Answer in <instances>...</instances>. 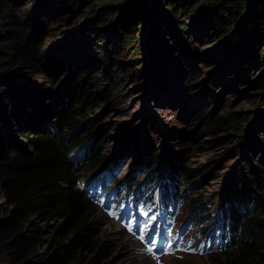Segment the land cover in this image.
Here are the masks:
<instances>
[{
    "label": "rangeland",
    "instance_id": "obj_1",
    "mask_svg": "<svg viewBox=\"0 0 264 264\" xmlns=\"http://www.w3.org/2000/svg\"><path fill=\"white\" fill-rule=\"evenodd\" d=\"M7 1L15 16L31 21L34 33L47 51L52 52L51 63L56 70L53 75H42L12 68L0 74V91L17 93L26 99V105L14 114L17 119L12 122V132H7L0 122V132L13 148L31 151L29 139L34 127L44 123L46 129L52 128L54 118L39 120L38 113L58 107L52 99L58 89L57 82L65 73L72 72L73 67L85 68L88 64L86 80L97 76L104 90L118 87L126 94L125 98L106 104L98 96V105L94 109L84 107L86 115L77 118L78 124L64 132L70 133L69 147L73 150L81 140L89 141L88 144L95 140V137L85 138V128H81V124L89 120H93L91 124L101 131L98 143L106 136L100 153L112 156L106 165L114 166L108 178L112 183L110 194L102 199L100 191L93 192L94 200L102 199V203L97 206L91 202L87 219L99 243L106 242L111 247L106 264H230L224 249L212 242L218 213L228 207L227 203H231L234 210L247 208L248 219L257 218L262 222L259 253L263 256L260 264H264V88L252 85L264 74V62L242 74L240 71V79H237L240 63L234 53L225 49L219 36L208 39L207 25H192L193 20L201 16L199 12L207 7L204 0H192L183 8L175 7L171 16L184 27L176 37L159 27L160 34L153 38L157 30L151 31V26L157 16L150 11L148 20L143 25H136L131 32L139 38L143 54L141 51L136 54L134 46L130 54L126 52L119 57L110 54L117 40L115 35L108 31L103 38L99 36L100 29L95 32L86 27L89 23L87 13L92 8L96 11L109 3L116 5V0H99L95 7L90 5L96 0H76L73 9L56 7L44 15H40L43 1L38 0L36 5L28 4L31 0ZM29 8L30 14L26 12ZM247 26L251 28L249 22ZM82 39H90L94 49L91 56L82 51ZM155 61L158 68L154 67ZM29 96L32 97L31 108L27 105L31 100ZM114 102L121 104L114 108ZM202 110L214 112L217 118H230V122L220 126L215 120H200L198 111ZM29 117L38 122H29ZM132 140L136 141L135 145H131ZM150 148L160 159L153 175L162 181L155 189L163 185L166 175L169 177V162L177 167V175L186 167L211 166V171L199 180V190L195 194V199L203 203L198 218H208L207 231L189 233L183 238V247L173 253L162 250L156 233H146L144 228H139L144 218L143 198L136 199L133 193L137 186L150 180L149 174L146 175L152 168L146 163ZM76 156L77 151L71 155L72 158ZM83 158L84 155L80 157ZM75 163L79 164L73 170L77 187L89 197L86 189L98 188V180L102 181L105 171L101 176L98 170L86 175L83 170L86 165L81 166L82 162L78 160ZM258 173L262 178L255 188L252 184ZM116 178L127 183L123 198L118 202L114 200L115 194L122 184H114ZM178 178L181 181L180 175ZM131 193L132 200L128 203ZM186 194L189 203L191 191ZM9 209L0 189V218L5 217ZM181 213L178 211V216ZM56 226L57 223L40 226L46 233L41 251H45L55 237ZM92 259L93 255L89 253L83 260L90 264Z\"/></svg>",
    "mask_w": 264,
    "mask_h": 264
},
{
    "label": "trees",
    "instance_id": "obj_2",
    "mask_svg": "<svg viewBox=\"0 0 264 264\" xmlns=\"http://www.w3.org/2000/svg\"><path fill=\"white\" fill-rule=\"evenodd\" d=\"M37 1L31 0L28 4L36 5ZM40 1H43L40 15H44L46 12L50 14V10L56 7L73 9L76 0ZM98 1L96 0L90 6L95 7ZM191 1L116 0V5L109 3L96 11L92 8V11L87 13L89 23L86 27L95 32L100 29L99 36L103 38L106 37L108 31L117 37L111 48V55L119 57L127 54L126 52L130 54L134 46L136 54H139L143 49L139 46L141 42L135 36V32L131 33L134 27L143 25L148 20L150 11H153L157 20L154 24L152 23L151 31H158L160 27L162 31L165 30L176 37L184 27L180 26V22L173 20L171 14L176 6L180 5L183 8L184 4ZM204 2L207 7L199 12L201 16L194 19L192 25L197 26L202 23L207 25V30L204 32L208 39L219 36L218 40L225 46V49L234 53L240 63L236 73L239 80L240 71L242 74L245 70H250L264 62V0H204ZM29 9L26 12L30 14L31 8ZM247 22L250 23L251 28L247 26ZM34 29L28 18L14 15L7 0H0V74L12 68L19 72L54 74L56 70L51 63L54 59L53 54L47 51L44 43H41L40 38L34 33ZM157 31L153 38L161 32ZM81 41H83L82 51L90 55L94 50L90 39ZM167 55L170 57L171 53ZM154 65L158 68L156 61ZM85 66V68H80L79 65L73 67L72 72L65 73L57 82L58 89L55 90L52 99L58 107L50 112L38 113L39 120L53 117L55 123H52L51 129H46L43 126L44 123L34 127V133H31L32 137L29 139L31 151L13 148L11 142L5 139L4 133L0 132V189L10 207L6 216L0 218V262L5 261L6 264H89L83 259L85 254L90 253L93 255L90 264H106L111 256L110 245L106 242L99 243L94 229L88 224L87 219L92 201L88 195L78 189L77 179L73 172L74 168L78 167L75 160L80 159L81 155H84L83 160H80L81 166L86 165L83 169L86 175L99 171L110 163L112 156L100 153V147L106 142V136L98 143L101 131L96 125L91 124L93 120H89L87 123H82L81 128H85V138L95 137V140L89 144V141L81 140L77 148L73 150V147H69L70 133L64 132L78 124L77 118L86 115L87 110L83 113L84 107L89 106L88 109H94L98 105V96L106 104L117 98H125L126 94L117 86L118 90H104L97 76L90 81L86 80L88 73L86 71L90 66L88 64ZM94 68L96 66L91 67V70ZM158 71L160 72V69ZM154 78L157 79V77ZM263 83L264 74L252 85L264 88ZM5 92L0 91V104H2L0 122L1 126L8 129L7 132H12V122L17 119L14 114L26 105V99L21 98L17 93ZM48 96L50 97L51 94ZM36 98L38 100V96ZM31 102L32 97L27 104L29 108L33 107ZM120 104V102H114V108ZM198 114L201 116L200 120H215L220 126H226L230 122V118H217V115L210 110L198 111ZM28 119L29 122L32 120L35 123L38 122L32 117ZM73 138L74 135H72ZM135 142L130 141L131 145H135ZM76 151L77 156L72 158V153ZM146 159V163L152 166L151 171L146 175L156 172L154 168L160 160L159 154L157 155L150 148ZM210 168V164H199L194 168L181 169L180 173L178 172L181 176V181H179L177 167L169 162V177L177 179L183 189L188 188L191 191L192 198L188 203L189 214L196 210L202 211L203 203L195 199V194L199 190V180L211 171ZM255 171L253 170V173ZM261 178L262 176L258 173L252 186L256 188ZM155 180L158 178L155 177ZM92 198L95 199L93 194ZM227 205V209L231 211L230 215L227 213V217L233 220L235 232L241 229L243 235L232 250L224 253V256L230 264H260V259L261 262L263 261V256L259 253L263 237V231L260 229L262 222L257 218L248 219L247 208L244 210L235 208L234 210L231 203ZM224 210L226 211L225 207ZM51 223H57L55 237L48 248L41 251L46 233L40 226Z\"/></svg>",
    "mask_w": 264,
    "mask_h": 264
},
{
    "label": "snow or ice",
    "instance_id": "obj_3",
    "mask_svg": "<svg viewBox=\"0 0 264 264\" xmlns=\"http://www.w3.org/2000/svg\"><path fill=\"white\" fill-rule=\"evenodd\" d=\"M150 251H151V249H150Z\"/></svg>",
    "mask_w": 264,
    "mask_h": 264
}]
</instances>
